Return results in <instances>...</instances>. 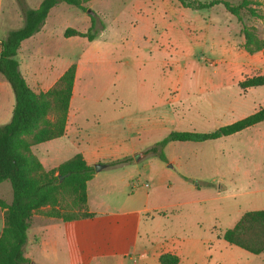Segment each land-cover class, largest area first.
<instances>
[{"label":"rangeland","instance_id":"rangeland-1","mask_svg":"<svg viewBox=\"0 0 264 264\" xmlns=\"http://www.w3.org/2000/svg\"><path fill=\"white\" fill-rule=\"evenodd\" d=\"M39 1L24 0L32 6ZM224 1L236 6L244 0ZM245 1L251 3L241 10L239 19L221 4L197 11L182 7L177 0L91 1L83 4L87 9L84 13L94 18L96 37L91 49L87 44L65 45L54 40L47 48L44 42L35 45L26 58L33 53L52 63L66 57L79 61L89 56L111 59L112 72H84L82 84L87 86L75 105L88 110L77 120L79 132L88 130L89 138L98 135L93 110L121 108L127 112L144 108L146 150L170 131H212L263 105L264 87H258L245 96L254 108L248 105L215 110L225 106L227 100L234 103L233 94L225 93L227 98L219 100L221 106L213 107L206 103L209 95L200 86L204 83L201 75L229 72L228 63H239L244 78L264 74V47L249 53L241 31L243 27L253 28L264 39V0ZM56 8L58 14L50 19L46 30L52 37L58 35L61 40L58 31L64 26L86 29L76 15L81 16V10L63 2ZM17 11V0H0V39L21 25ZM251 59L255 61L249 65ZM0 82L7 84L14 103L13 93L1 75ZM236 107L241 106L236 103ZM54 144L60 145L58 141ZM163 155L165 162L156 155L144 154V163L158 162L165 175L161 172L157 176L155 170L144 168L141 182L144 189L152 188L167 176L166 186L173 187V198L183 205L150 213L146 221L154 235L149 243L164 248L179 240L182 264H264V252L250 254L221 237L245 212L264 209V125L204 143L169 142ZM198 164L206 165L204 174L200 173L204 176L193 178L190 175L195 174ZM174 172L188 180L176 177ZM196 184L206 195L195 191ZM9 197V183H0V200L6 203Z\"/></svg>","mask_w":264,"mask_h":264},{"label":"crops","instance_id":"crops-1","mask_svg":"<svg viewBox=\"0 0 264 264\" xmlns=\"http://www.w3.org/2000/svg\"><path fill=\"white\" fill-rule=\"evenodd\" d=\"M41 1L33 6L25 4L28 8L34 9ZM91 1L97 0L88 1V5ZM59 3L49 10L40 30L23 40L17 51L19 70L28 86L36 94L49 90L71 64L76 65L64 135L35 145L32 147V152L45 170L55 168L76 153H81L88 165L94 166L100 163L104 164V167L99 171L94 170V175L86 184L87 209L93 215L88 218L62 221L46 217L41 212L34 213L27 230L24 256L32 264H159V256L163 252L175 254L182 259L180 242L177 239L164 248L158 244L149 243L150 236L154 235L146 221L150 213L179 208L183 204L173 198V187L166 186L167 176L161 179L160 184L152 186V188L144 189V183L141 182V178L144 179V168L155 170L157 176L161 172L165 175L164 167L158 162L156 164L144 163V108L127 112L122 111L121 108L93 110L95 115L92 118L96 123L95 129L99 132L98 135L89 138L88 130L83 129L79 132L77 120L84 116L88 110V108H77L75 105V101L82 96V88L87 86L82 84L84 72L88 69L112 72L109 65L112 63L111 59H95L89 56L85 57L84 61H79L78 58L66 57L52 63L39 56L35 57L33 53L28 59L26 58L27 53L42 42L45 43L46 48L50 47L54 40L65 43V45L80 43L84 47L87 44L89 49L92 44H95V39L88 41L83 37L66 38L63 36L66 28H73L80 32L87 31L91 20L82 11L81 16L76 15L81 23H85L86 29H77L73 25L64 26L58 31L63 36L61 40L58 35L52 37L46 32L50 28V19L58 14L56 7ZM17 13L21 22L20 26H22L23 16L20 9ZM254 61L251 59L249 65H252ZM228 65L229 72L200 76L204 81L200 86L209 95L206 103H210L213 107L221 106L219 100L227 98L225 93L229 92L234 96V103L227 100L225 106L222 104L215 110L246 108L248 105L250 108H254L251 101L247 104L245 96L254 93L258 87H250L242 91L238 87V82L245 75L241 72L240 64L228 63ZM236 103H239L241 107H236ZM13 105L7 84L0 82V125L10 120ZM259 107L243 112L240 117L231 122L253 113ZM259 124L264 125V121L251 127H256ZM55 141H58L60 145L54 144ZM123 158H131V161L115 166L107 165L108 162ZM197 160L201 161L202 159ZM204 160H206V156ZM194 169L196 172L190 175L191 177H203L204 175L200 173L204 174L206 165L198 164ZM174 173L176 177L188 180L184 175L180 176L176 172ZM194 189L198 194H204L200 191L202 189L199 190L196 185ZM11 197L6 200V203H10ZM209 199L212 198L209 197ZM2 216L3 212L0 210V232L3 227ZM170 236L175 237L174 235ZM161 248L162 250H160ZM180 264L182 263L180 262Z\"/></svg>","mask_w":264,"mask_h":264},{"label":"trees","instance_id":"trees-1","mask_svg":"<svg viewBox=\"0 0 264 264\" xmlns=\"http://www.w3.org/2000/svg\"><path fill=\"white\" fill-rule=\"evenodd\" d=\"M90 0H42L37 8H28L24 0H17L23 16L21 27L10 30L0 39V75L9 84L14 105L11 118L0 125V183L7 182L11 188V201L0 200L4 223L0 232V264H32L24 256L27 230L34 213L46 217L71 221L93 215L86 204V184L94 175V168L86 163L81 153H76L55 168L45 170L31 148L39 143L64 135L66 117L76 66L71 64L54 85L44 93L36 94L28 86L19 70L17 51L23 40L38 32L49 12L57 3L63 2L82 12ZM184 8L204 10L221 4L224 9L240 18V12L251 2L242 1L234 6L224 0H177ZM253 16L254 10L249 9ZM85 32L66 28L64 37H83L88 41L96 37L94 18ZM246 50L258 52L264 47L253 28H242ZM264 86V74L246 77L238 82L245 91L250 87ZM264 121V104L253 113L212 131H170L164 138L144 150V154L156 155L166 161L163 148L169 142H205L236 134ZM123 158L108 162L115 166L130 162ZM198 187V184H196ZM44 209V210H42ZM222 239L229 245L250 254L264 252V209L245 212L231 228L222 233ZM159 264H180L179 257L171 253L159 256Z\"/></svg>","mask_w":264,"mask_h":264},{"label":"water","instance_id":"water-1","mask_svg":"<svg viewBox=\"0 0 264 264\" xmlns=\"http://www.w3.org/2000/svg\"><path fill=\"white\" fill-rule=\"evenodd\" d=\"M90 11H87V13H89ZM104 167V164H95L94 166H93V168H94V170L95 171H99L101 168H103Z\"/></svg>","mask_w":264,"mask_h":264},{"label":"built area","instance_id":"built-area-1","mask_svg":"<svg viewBox=\"0 0 264 264\" xmlns=\"http://www.w3.org/2000/svg\"><path fill=\"white\" fill-rule=\"evenodd\" d=\"M146 187H147V185H146Z\"/></svg>","mask_w":264,"mask_h":264}]
</instances>
